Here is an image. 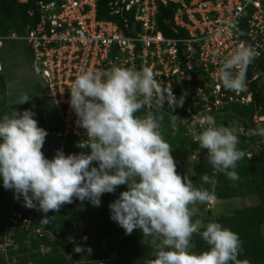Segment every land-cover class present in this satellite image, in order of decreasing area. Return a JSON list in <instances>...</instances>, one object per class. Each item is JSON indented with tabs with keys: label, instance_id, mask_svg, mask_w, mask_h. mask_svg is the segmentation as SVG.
I'll use <instances>...</instances> for the list:
<instances>
[{
	"label": "clouds",
	"instance_id": "clouds-1",
	"mask_svg": "<svg viewBox=\"0 0 264 264\" xmlns=\"http://www.w3.org/2000/svg\"><path fill=\"white\" fill-rule=\"evenodd\" d=\"M254 59V49L240 44L218 70L222 87L237 93L245 90L246 68ZM69 94V105L87 137V143L78 147L86 151L65 155L57 150L48 159L41 151L47 131L38 126L34 113L25 109L4 114L0 116V185L4 189L12 190L15 199L22 198L25 207L44 214L40 222L47 224V213L58 212L73 198L98 207L103 194L126 185L127 190L109 204L110 219L125 234L138 229L144 236L159 238L146 264H241L238 234L215 221L202 225L192 219L196 205L215 199L202 186L214 184L215 176L202 175V185L196 187L190 176L177 173L172 148L159 132L160 118L152 113L136 115L153 102L161 108L165 102L170 109L182 106L183 96L177 99L172 90H163L149 67L119 66L102 73L82 71ZM29 100L22 94L18 104ZM205 119L207 126L195 139L206 150L207 162L216 173L238 180L235 168L244 154L237 147V129ZM249 134L264 137V127ZM194 234L207 250L189 251ZM84 250L80 245L73 249Z\"/></svg>",
	"mask_w": 264,
	"mask_h": 264
},
{
	"label": "built area",
	"instance_id": "built-area-1",
	"mask_svg": "<svg viewBox=\"0 0 264 264\" xmlns=\"http://www.w3.org/2000/svg\"><path fill=\"white\" fill-rule=\"evenodd\" d=\"M98 1L34 0L39 13L36 25L24 34L16 29L0 32V50L14 40L28 45L45 98L54 103L61 121L57 136L62 144L69 138L87 143L85 130L78 126L69 105L71 84L84 70L102 73L112 66L149 67L163 90H172L177 99L183 96L186 116L199 121L200 127L207 126L206 117L214 123L227 105L253 102L250 83L259 80L263 85L264 63L260 61L251 71L247 66L246 88L238 93L222 87L218 70L240 44L251 46L255 58L264 59V0H111V14L122 26L116 20L99 18ZM160 5L174 6L176 36H166L159 29ZM3 72L0 54V75ZM261 111L257 108L253 116L258 126L264 121ZM11 206L9 235L0 242V249L16 247L17 227L28 230L35 220L33 213L25 215L21 210H30L22 198L15 199L13 194ZM31 231L42 234L44 228Z\"/></svg>",
	"mask_w": 264,
	"mask_h": 264
},
{
	"label": "trees",
	"instance_id": "trees-1",
	"mask_svg": "<svg viewBox=\"0 0 264 264\" xmlns=\"http://www.w3.org/2000/svg\"><path fill=\"white\" fill-rule=\"evenodd\" d=\"M110 1H98V16L99 18L116 20L122 26L120 19L111 14ZM31 11L33 12L31 13ZM173 13V5H160L157 24L166 36H176L172 21ZM38 20L39 13L36 11L34 0H29V2L23 4L16 0H0L1 33L16 29L18 33L24 34L28 28L36 25ZM256 61H260L261 64L264 63L263 58L259 60L255 58L249 64L248 71H251ZM250 88L253 90V102L249 104L233 103L227 106V111L222 116L224 117L223 120L217 117L214 121L216 126H221V122L227 126L229 121L225 118L235 122L234 124L238 129L239 137L237 147L244 154L242 159L237 162L235 168L239 179L235 181L229 180L222 173H216L207 162L206 150L201 149L198 142H195L198 153L194 157L195 159H192L190 162L192 168L190 179L194 186L200 187L202 185V175L215 176L214 184L209 185L205 183L202 186L208 189L216 200L232 198L236 194L237 186L243 184L245 179L249 181L253 193L257 196L258 202L255 205L244 207L235 214H222L214 221L238 234L241 241L238 260L241 264H264V145H257L256 135L249 134V130L255 129L256 126L253 120L256 109L261 108V112L264 114V83L263 85H259V80H255L250 83ZM7 93L8 85L6 76L0 75V116L4 114L10 115L15 110L22 112L25 109H29L34 113L33 118L38 122V126L45 130L48 128L43 106L35 105L29 107L18 103L10 104ZM260 127H264V121L261 122ZM60 128L61 122L59 121L55 128L51 127V131H58ZM182 138V135H177L173 139L166 141L171 146V154L175 159H180L183 156L184 140ZM79 143L80 141L76 138H69L62 146V150L67 154L80 153L83 149L78 147ZM185 152L186 156L192 157L189 149ZM43 154L48 159L54 156L52 155L50 157L46 152H43ZM180 172L185 173L182 169H180ZM122 191L124 190L122 189ZM119 193L115 191L114 193L103 194L100 197V205L98 207L91 205L88 201L81 202L73 198L72 203L63 205L58 212L53 213L50 211L47 213L50 217L49 223L47 224L40 222L44 214L36 209L25 210L23 208L21 209L23 213L25 215L33 213L35 220L28 230H21L17 227L13 237L18 242V245H21L22 251L30 252L33 258V264H94L89 262L79 263L71 257L69 258L64 255L59 247V239L67 237L70 234V230L75 228L77 224H79V228L81 227L80 229H83L87 228L93 222L96 223L98 229L103 234L111 235L120 233L123 229L110 219L109 210V204L118 198ZM12 195V190H6L0 185V240L3 237L2 230H4V227L7 230L9 218L12 214ZM209 215L210 211L206 214L194 213L192 219H199L201 222H206L205 219ZM41 225L44 228L42 234L31 231L32 228ZM28 241L29 244L26 245ZM191 244V251L193 252L199 253L207 250V245L196 234L193 235ZM90 245L97 251L100 260L107 259V254L104 249L93 243H90ZM155 250L156 247L148 243L142 233L133 230L131 234L124 236L115 264H146V261L151 259ZM17 251L15 250V254ZM24 259L26 258L24 257L22 261L25 263Z\"/></svg>",
	"mask_w": 264,
	"mask_h": 264
},
{
	"label": "rangeland",
	"instance_id": "rangeland-1",
	"mask_svg": "<svg viewBox=\"0 0 264 264\" xmlns=\"http://www.w3.org/2000/svg\"><path fill=\"white\" fill-rule=\"evenodd\" d=\"M0 54L2 56L4 66L3 75L6 76L8 85V102L10 104L18 103L21 95L25 94L30 100L23 105L29 107L35 105L43 106L48 128L46 129L47 136L41 151L46 152L48 156L52 157V155L56 154L57 150H62V146L64 145L62 144L61 139H59L57 136V131H51V127L55 128L60 120H58V114L54 103L45 98L44 84L39 79V76L35 73L32 67V57L28 45L24 41L22 42L14 40L10 43H6L5 46L0 50ZM189 105V103H185V106ZM191 106L196 107L193 104ZM227 106L221 109L222 111L218 116L220 117V120L224 119L222 116L224 115V112L227 111ZM184 111L186 110L182 106L170 109L167 103L164 104L163 108L158 107L155 103H153L142 108L138 113H136V115L143 117L148 113H152L154 116L159 117V132L165 141L173 139V137L177 135H182V139L184 140V152L182 158L175 159V157L171 153L170 154L172 155L176 164L177 173L181 174V176H191L192 168L190 166V162L198 153V148L195 145V142H197L195 139V134L201 131L203 127L199 126L198 123L200 122L196 119L188 118ZM225 119L229 121L227 126L222 124V122L221 126L235 127L237 129L233 120L228 118ZM258 128H261L260 125L255 126V129ZM256 140L257 145H264V137L256 135ZM188 149L190 150L192 157L186 156L185 151ZM82 151H86V149H83ZM65 155H67V153H65ZM93 166H95V162H93ZM180 169H182L185 173H181ZM122 189L124 191L127 190L126 185L118 186L116 191L121 192ZM257 202V196L253 193L249 181L245 179L243 184L237 186L236 194L232 198L220 200L213 199L207 202V204H198L193 208V214H206L208 211H210V215L205 219L206 222H201L202 225H206L207 223L214 221L222 214H235L237 211H241V209L244 207L255 205ZM80 228L78 226L72 228V230H70V234H68L67 237L59 239V247L61 252L79 263L89 262L94 264H115V260L118 257L117 255L122 245L123 238L126 235L124 230L117 234L106 235L101 233L95 222L91 223L87 228ZM75 230H77L76 234ZM134 230L139 231L138 229ZM71 232H73V236H71ZM2 234L3 237L0 241H3L5 237H8L9 231H7L4 227ZM144 238L148 243H151L157 248L159 244L158 237L144 236ZM26 243V245H28L29 241ZM90 243H93L94 245L104 249L107 254V259L100 260L98 258L97 251L91 247ZM76 245L82 246V248L85 250L81 253L74 252L73 249ZM20 246L21 245L16 244V247L10 245L4 247V249L1 248L0 264H33V258L30 255V252L22 251ZM89 248L91 249L90 252L87 251ZM191 248L189 251H191ZM16 249L18 251L15 254ZM12 250L14 253H12ZM24 257L26 258L24 259L25 263L22 261Z\"/></svg>",
	"mask_w": 264,
	"mask_h": 264
},
{
	"label": "water",
	"instance_id": "water-1",
	"mask_svg": "<svg viewBox=\"0 0 264 264\" xmlns=\"http://www.w3.org/2000/svg\"><path fill=\"white\" fill-rule=\"evenodd\" d=\"M76 226H79V224H77ZM71 236H73V232H71ZM86 237V236H85Z\"/></svg>",
	"mask_w": 264,
	"mask_h": 264
}]
</instances>
